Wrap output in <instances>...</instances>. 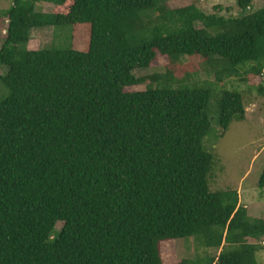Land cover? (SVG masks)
<instances>
[{"label": "trees", "instance_id": "1", "mask_svg": "<svg viewBox=\"0 0 264 264\" xmlns=\"http://www.w3.org/2000/svg\"><path fill=\"white\" fill-rule=\"evenodd\" d=\"M67 1L89 26L87 49L29 50L32 30L63 24L36 4ZM253 1L236 0L228 18L194 5L163 13L160 0H12L0 11V264H164L160 244L190 237L221 249L175 264H257L261 245L249 240L263 241L264 219L248 216L237 191L208 188L210 91L173 87L168 73L125 91L158 54L203 57L217 80L260 76L264 7ZM244 119L242 95L224 91L222 134Z\"/></svg>", "mask_w": 264, "mask_h": 264}, {"label": "rangeland", "instance_id": "2", "mask_svg": "<svg viewBox=\"0 0 264 264\" xmlns=\"http://www.w3.org/2000/svg\"><path fill=\"white\" fill-rule=\"evenodd\" d=\"M12 0H0V11L11 6ZM194 5L205 14L223 17H237L240 10L236 0H160L163 13L170 9H178ZM219 6L220 9H216ZM264 7V0H254L252 11ZM36 10L46 14H56L62 25L34 29L30 32L27 43L29 50L62 48L85 51L89 38V26L77 23L76 12L71 2L61 6L50 3H37ZM156 21L157 12L148 13ZM198 28L201 24L197 23ZM7 20L0 15V46L6 34ZM220 67L207 63L200 56H185L171 63L166 57L157 55L146 69L136 70L134 75L142 78L143 83L125 88L127 92L144 91L148 86L155 87L165 79L168 73L172 78V86L187 85L207 88L210 99L207 114L210 130L203 138L202 148L213 156L211 168L207 176L208 188L211 192L235 190L238 193L239 205L244 207L250 218L264 219V188L258 187L259 176L264 167V71L260 76H244L227 78L223 75L217 80ZM6 73L0 67V101L7 95L1 77ZM154 78V79H153ZM224 91H237L242 95L243 105L247 109L243 121L233 120L224 134L218 125V105ZM61 223L56 225L59 230ZM259 243L261 250L257 253V264H264L263 241L249 240ZM221 248L207 247L192 237L167 241L160 244V254L164 264H175L181 260L191 262L214 258Z\"/></svg>", "mask_w": 264, "mask_h": 264}, {"label": "crops", "instance_id": "3", "mask_svg": "<svg viewBox=\"0 0 264 264\" xmlns=\"http://www.w3.org/2000/svg\"><path fill=\"white\" fill-rule=\"evenodd\" d=\"M247 109H245V113H246Z\"/></svg>", "mask_w": 264, "mask_h": 264}]
</instances>
